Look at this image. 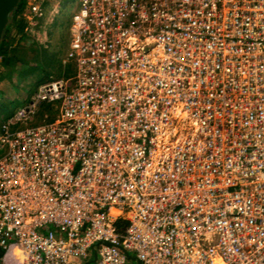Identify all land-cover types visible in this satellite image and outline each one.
Returning <instances> with one entry per match:
<instances>
[{"label": "built area", "instance_id": "built-area-1", "mask_svg": "<svg viewBox=\"0 0 264 264\" xmlns=\"http://www.w3.org/2000/svg\"><path fill=\"white\" fill-rule=\"evenodd\" d=\"M63 1L73 74L0 126V264H264V0H25V29Z\"/></svg>", "mask_w": 264, "mask_h": 264}, {"label": "trees", "instance_id": "trees-1", "mask_svg": "<svg viewBox=\"0 0 264 264\" xmlns=\"http://www.w3.org/2000/svg\"><path fill=\"white\" fill-rule=\"evenodd\" d=\"M24 6L25 0H20L14 15L9 19L0 41V82L5 80L10 81L14 70L18 69V67L20 69L33 67L38 71V75L35 77L34 82L30 84V94H33L37 91L41 83L49 80V76L46 74L39 76L41 70L45 71L49 67L58 68L66 66L65 70L59 73L60 78L70 76L73 73V67L71 63H64L58 54L46 51L45 48L33 39V36L25 29L26 21L22 16ZM20 74H22V70ZM13 103L14 101L6 96L0 97V110L4 112L1 117L3 122L16 111V108L12 107ZM24 103L25 99H21L17 105L22 106ZM56 105V102L45 104L43 109L39 111L37 117L40 118V120H52L57 112ZM117 224L118 226L124 227L126 221L121 220Z\"/></svg>", "mask_w": 264, "mask_h": 264}, {"label": "rangeland", "instance_id": "rangeland-1", "mask_svg": "<svg viewBox=\"0 0 264 264\" xmlns=\"http://www.w3.org/2000/svg\"><path fill=\"white\" fill-rule=\"evenodd\" d=\"M63 6L67 8L57 19L54 20V17L51 16L49 13L44 18L42 24L45 26H49L50 28L45 33V35H39V32L36 31L35 33L31 34L33 36V39L36 40L39 45H41L43 48L46 49V51L50 53L58 54V56L62 59V55L64 54V51L66 49L67 43H66V26L65 23H68L70 16L73 14V10L76 7V5H68L66 1H63ZM52 19V20H51ZM53 21V22H51ZM53 23V24H52ZM53 25V26H52ZM57 25V28H60L57 30L55 27ZM46 26V27H47ZM65 26V27H64ZM48 28V27H47ZM57 30V31H56ZM56 31V33H55ZM57 35V39H54V36ZM66 66L58 67V68H47L45 71L41 70L39 72V76L48 75L49 78H59L60 74L65 70ZM22 70V74H20V71ZM38 75V71L34 69L33 67L23 68L14 70V73L12 74L10 81H1L0 82V97H8L9 99L13 100L14 103L12 104V107H15L16 109L20 107L21 105H17L21 99L29 98L32 94H30L31 86L30 84L34 82L35 77ZM48 78V79H49ZM47 104L46 102H43L39 106V111L43 109V107ZM38 111V113H39ZM4 112L0 110V125L3 122L1 120V117L3 116ZM33 122L42 121L40 118L35 117Z\"/></svg>", "mask_w": 264, "mask_h": 264}, {"label": "water", "instance_id": "water-1", "mask_svg": "<svg viewBox=\"0 0 264 264\" xmlns=\"http://www.w3.org/2000/svg\"><path fill=\"white\" fill-rule=\"evenodd\" d=\"M19 1L20 0H0V41L2 39L3 33L9 22L10 17L14 15L18 7ZM128 256L129 258L135 260L136 264H142L134 257V255L128 254Z\"/></svg>", "mask_w": 264, "mask_h": 264}, {"label": "crops", "instance_id": "crops-1", "mask_svg": "<svg viewBox=\"0 0 264 264\" xmlns=\"http://www.w3.org/2000/svg\"><path fill=\"white\" fill-rule=\"evenodd\" d=\"M74 5H76V3H74L73 4V7H74ZM75 9H76V7L74 8V10L73 11H75ZM48 15V8H46V15H45V17ZM46 19V18H45ZM70 21H71V16H70V18H69V21H68V23H65V26H66V35H67V38H66V43H67V40H68V37H69V25H70ZM51 22H53V21H51ZM53 24V23H52ZM47 26V25H46ZM44 24H41L40 25V27L38 28V32H39V35H45V33L48 31V29L50 28L49 26H47L46 27ZM53 26V25H52ZM64 26V27H65ZM56 28H57V25L55 26ZM58 29H60V28H57V30ZM56 30V31H57ZM56 31H55V33H56ZM54 39H56V40H58L57 39V35H55L54 36ZM73 67V66H72ZM73 71H74V68H73ZM73 74V73H72ZM50 79V78H49ZM42 84V83H41ZM27 100H28V98H25V103L27 102ZM24 103V104H25ZM23 104V105H24Z\"/></svg>", "mask_w": 264, "mask_h": 264}, {"label": "bare ground", "instance_id": "bare-ground-1", "mask_svg": "<svg viewBox=\"0 0 264 264\" xmlns=\"http://www.w3.org/2000/svg\"><path fill=\"white\" fill-rule=\"evenodd\" d=\"M16 251V250H15ZM21 257L20 256H17V260L20 262L21 261V259H20Z\"/></svg>", "mask_w": 264, "mask_h": 264}]
</instances>
